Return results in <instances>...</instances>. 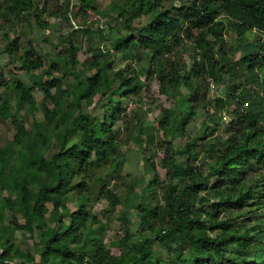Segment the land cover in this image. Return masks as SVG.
I'll list each match as a JSON object with an SVG mask.
<instances>
[{
  "label": "trees",
  "instance_id": "trees-1",
  "mask_svg": "<svg viewBox=\"0 0 264 264\" xmlns=\"http://www.w3.org/2000/svg\"><path fill=\"white\" fill-rule=\"evenodd\" d=\"M44 1L40 6L36 0H0V42H8L0 44V115L15 127L13 139L0 146V264H264V94L248 89L245 96L237 85L246 74L247 82L264 90V41L247 44L245 39L237 62L224 38L228 28L237 36L255 32L264 40V0H112L110 12L123 18L128 35L113 47H90L95 53L84 71L94 73L84 79L74 33L58 54L60 62L47 71L32 41L22 44L18 26L34 18L45 30L48 19L59 17L58 8L49 9V0ZM99 4L82 0L75 19L88 20L99 13ZM144 15H153L152 21L135 27ZM15 22L11 38L4 27ZM112 53L130 64L116 69ZM1 60L6 65L18 60L32 85L19 77L9 80ZM226 74L227 95L214 100L209 116L215 125L204 123L182 149L176 150L172 140L162 143L165 180L150 163L151 155L146 158L145 175L153 173V180L138 193L137 183L128 188L138 198L131 203L140 214L138 229L133 233L122 213L123 236L109 248L105 226L90 208L105 199L107 211L115 212L124 203L109 188L125 161L124 130L115 128L120 117L129 116L130 124L139 126L133 138L140 149L147 151L145 141L154 142L153 135L144 138L137 112L127 114L125 100L141 99L151 80L169 97L190 90L179 111L164 110L160 118L162 129H173L185 140L186 127L203 107L200 95L208 80ZM36 87L44 93L42 105ZM96 103L103 104L102 117L85 110ZM24 110L35 117L30 128L20 117ZM224 111L235 117L226 137L216 134ZM54 146L58 150L48 155ZM18 233L34 244L39 261L21 248Z\"/></svg>",
  "mask_w": 264,
  "mask_h": 264
},
{
  "label": "rangeland",
  "instance_id": "rangeland-1",
  "mask_svg": "<svg viewBox=\"0 0 264 264\" xmlns=\"http://www.w3.org/2000/svg\"><path fill=\"white\" fill-rule=\"evenodd\" d=\"M36 2H38L40 6H43L45 3L44 0H36ZM81 2L82 0H49V9L58 8L59 17L48 19L50 26H48L45 30L38 28V26L34 23V18L32 19L31 16L30 20H32L30 23L26 21L23 25H21V27H17V23L15 22V24L13 23L12 25L5 26L4 31H7L10 37L13 38L15 36L13 28H20L19 33H22V44L25 45V43L28 41H32L38 53L44 55L46 61V64L43 68L44 71H47L51 64L60 62L58 54H62V49L65 47L68 34L74 33V41L76 46L79 48V69L82 70L81 76L82 79H84L86 76L88 77L94 73V71H84L85 62L88 59H92L94 55L93 53H95L91 52V49H96L100 46L102 48L106 46L113 47V43L118 39L128 35V32L125 31L123 18L116 19L117 16L115 14H111L110 8L112 0H98V3H100L99 13L95 15L90 14L88 20L85 21H81V19H75L74 17ZM116 2L118 4H122L121 0H116ZM124 2L126 1L124 0ZM177 4H179V0L177 1ZM152 19L153 15H144L134 21V26L137 28L145 27L152 21ZM138 35L139 31L134 33L135 37H138ZM224 38L226 39V51L230 54L231 59L237 62L243 56L242 54L244 51L239 47V45L241 43L244 44L245 39H247V44H253L257 41H260L259 43L262 44L264 41L262 38L260 39V35L255 32H252L251 34L247 33L245 36H237L235 31L228 28L225 30ZM7 43V41L2 40L0 42L2 47H5ZM230 48L231 50L232 48H237L239 50L231 52ZM110 58L115 61L116 69H123L127 64H130L128 62H123L121 57L119 55L117 56L116 53H112ZM1 62L4 67V72L9 80L13 79L14 77H19L28 84L32 85V81L25 77L23 70H20L21 63L18 60L14 61L13 63H9V65H6L4 60H1ZM236 69L241 71L243 70V67H237ZM38 73L41 74L42 72L40 71ZM59 75L60 74L58 73L54 74V76ZM245 75L246 74L242 76V81H237V85L242 84L239 91H243L245 96H247L248 89H253L255 91L259 90L260 93L264 94V90H261L260 87L256 86L253 80H249L247 82L248 78ZM259 77L260 80L263 79V74L260 72ZM47 79L48 76H45V83ZM144 79L145 77L142 78L143 81ZM219 79V81L209 79L206 86L204 87V92H201L200 96L202 97L204 108H199L198 115L194 117L186 127L187 137L185 140L178 137L177 133L173 129H169V131L162 129L160 125V118L164 110L174 108L176 111H179L182 99L185 97H190L192 94L187 88H182L180 95L177 97H169L160 92V87L156 80H151L146 82V85L143 89V97L141 99L132 98L129 101L125 100L123 103V107L127 109L128 115L130 114V110L137 112V115L144 122V138L147 139V135H153L154 142L150 143L149 141H145L143 148H146L147 151L140 149L133 138L134 135H137L139 126L137 124L132 126V124H130L129 116L122 115L120 117V120L117 122L115 128L120 127L122 130H124V135L122 138V152L125 161L120 177L111 181L109 183V188L120 195L124 203L123 205L118 206L115 212L107 211L110 209V206L105 199L95 202L94 206L90 208V211H92L93 214H96L98 219L101 220L102 224L105 226L106 242L109 246L110 242L123 236L121 221L122 213H127L128 218L132 223V232L134 233L138 229V220L140 219V214L136 209L132 208L131 204L138 201V198L135 196L133 197L131 194L129 195L128 188L132 184L137 183L138 187L136 188V193H138L141 191L142 187L149 186L150 181L153 180V173H146L145 175L144 164L146 162V158L151 155L150 163L153 162L156 164L157 172L161 180H165L167 169L161 166V161L165 154V149L163 146L164 144L162 143L164 141L172 140L176 150L182 149L186 142L198 135V133L202 130L204 123H208L211 126L215 125L214 122L209 120V116L214 112L212 103L218 97H226L228 92L227 87L230 85V75H222L219 77ZM50 91L54 93L55 90L52 88ZM34 94L38 104L42 105L44 102L43 91L36 87ZM47 103L50 104L49 101ZM50 107L52 108L53 105ZM234 109L235 108L233 106L230 111H234ZM85 110L90 112L93 116L98 117H102L104 113L102 103H96L88 109L85 108ZM20 117L25 121L27 128L31 127L35 119V117L30 112L25 110L21 113ZM36 117H41V113L37 112ZM234 118L235 117H233V114H230L229 111H224L222 114H220L217 118L218 121L216 123V127L218 128V132L216 134L226 137L227 129ZM127 128L128 130L125 131ZM69 130L70 127L63 129L64 133H68ZM14 133L15 127L13 123L10 120L5 121L0 115V146H5L7 143H9L13 139ZM205 139L208 140V137ZM57 150L58 146H54L48 155L56 152ZM178 159L179 165H185L183 159ZM197 166H200V162L197 163ZM143 175H145V182L141 185L139 183V179ZM213 183L214 180L212 179L211 184ZM71 206L75 208L76 203L73 201ZM21 222H23L22 217ZM17 237L21 248L27 252L33 253L36 257V260L39 261L40 258L36 252V247L34 244L28 240L26 236H23L22 233H18ZM109 248H112V246Z\"/></svg>",
  "mask_w": 264,
  "mask_h": 264
},
{
  "label": "built area",
  "instance_id": "built-area-1",
  "mask_svg": "<svg viewBox=\"0 0 264 264\" xmlns=\"http://www.w3.org/2000/svg\"><path fill=\"white\" fill-rule=\"evenodd\" d=\"M214 87V86H213Z\"/></svg>",
  "mask_w": 264,
  "mask_h": 264
}]
</instances>
